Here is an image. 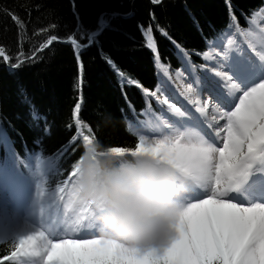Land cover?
<instances>
[{
  "label": "trees",
  "instance_id": "16d2710c",
  "mask_svg": "<svg viewBox=\"0 0 264 264\" xmlns=\"http://www.w3.org/2000/svg\"><path fill=\"white\" fill-rule=\"evenodd\" d=\"M262 10L264 0H0V166L27 174L41 156L53 164L48 191L114 206L115 180L141 172L117 153L138 147L142 115L156 110L143 90L159 86L157 64L199 67L234 21L247 30ZM16 251L1 243L0 264H18Z\"/></svg>",
  "mask_w": 264,
  "mask_h": 264
},
{
  "label": "bare ground",
  "instance_id": "6f19581e",
  "mask_svg": "<svg viewBox=\"0 0 264 264\" xmlns=\"http://www.w3.org/2000/svg\"><path fill=\"white\" fill-rule=\"evenodd\" d=\"M252 25L250 38L244 33L240 36L237 33L236 38L235 32H230L233 43L218 57L220 68L214 70L219 77H215L216 88L207 89L217 95L220 92L217 88L225 92L233 104L237 103L241 88L264 74V11L254 17ZM213 68L206 71L213 73ZM159 71L162 88L184 113L175 108L173 111L178 113L174 112L173 117L162 110L164 118L174 126L159 131L157 136L150 134L152 140H142L134 150L139 158L155 161L161 172L152 171L143 182L129 185L128 194L133 201L129 214L135 223L126 231L118 225V233L114 235L126 246L135 247L133 252L126 251L132 264H152L146 253L154 258L177 253L181 264H198V249L207 262L214 257L229 260L234 249H240L252 263L261 264L264 216L253 211L249 200L241 195L251 189L247 196L264 201V193L259 192L264 191V167L252 163L249 156H241L242 139L257 138L261 125L250 129L233 128L230 147L223 148V134L215 133L218 125L205 117L210 108L204 107L197 94L192 95V89L178 72L171 70L176 73L164 74L160 67ZM246 98L238 104V110L249 105ZM207 125H212L213 133L208 131ZM155 137L169 139L155 141ZM31 165L36 181L21 187L9 182L0 169V242L18 240L23 253L20 264H78L74 249L83 259L94 254V249L80 242L75 244V235L82 234L86 239L93 236L92 233L100 235L101 229L93 228L96 223L92 219L89 221L93 225L87 226L84 214L64 207L61 201L53 204L55 194L43 186L50 164L39 158ZM259 169L261 172L254 176ZM33 191L37 195L30 200L32 213L29 215L25 204ZM149 196L158 202L159 215L151 216L149 213L153 210L143 204V198ZM196 204L199 207L193 211ZM183 213L186 217L166 231L161 221L166 216L175 219ZM39 234L41 236L37 237Z\"/></svg>",
  "mask_w": 264,
  "mask_h": 264
},
{
  "label": "rangeland",
  "instance_id": "374dc122",
  "mask_svg": "<svg viewBox=\"0 0 264 264\" xmlns=\"http://www.w3.org/2000/svg\"><path fill=\"white\" fill-rule=\"evenodd\" d=\"M254 20V19H253ZM250 23V26L247 30H240L236 24L232 23L228 29L225 31V34L221 37L220 40L215 42L212 49L207 52L206 55L203 56L202 62H205V67H190L186 66L183 71H178V75H180L184 82L185 80L189 81L192 86H203L205 90L211 89L212 86L217 84L216 78L212 75V73H208L206 71L207 68L214 67L213 71L217 70L218 65V57L221 55L223 56L225 54L226 46L229 43H233V38H229L230 32H235L236 38L237 35L243 34L250 38V33L252 29L254 28L252 23ZM240 32V33H239ZM238 33V34H237ZM234 40V42H237L238 39ZM220 68V66H219ZM200 71V73H198ZM156 72H157V79H159V90L165 92L160 84V81L162 79L161 72L159 71V67L156 66ZM167 72L168 74H175L176 72L171 71L170 69H164L162 73ZM165 74V73H164ZM191 76V79H190ZM199 82V83H198ZM212 84V85H211ZM213 89V88H212ZM210 92H213L211 90H208ZM225 93V92H224ZM246 93L248 96L246 100L248 101V106L243 108V110H238L237 106L239 103L243 102V99L246 97L244 95ZM250 95V96H249ZM154 98V97H153ZM156 101V100H155ZM158 111L162 112V110H165L162 108L161 104L157 101L154 104ZM217 105L219 107H217ZM210 110L208 115L211 117L219 116V119L222 120L221 123L217 126V133L219 131V134H223V143L222 147H230L229 142L231 137L233 136V128L236 130L246 128H255L257 125H261V131L257 138L255 139H249L247 136L242 139L241 148L242 153L241 156H249L252 163H257L259 165H262L264 167V74H261L257 77L256 80H253L244 90L242 94L238 96L237 103L231 105V107L225 106L224 112L222 113L220 108V104L218 102H215L214 105L210 104ZM181 113H184V111L180 108L179 110ZM215 111H220L221 113H214ZM167 114H171L172 116L175 115L170 110L166 109L164 111ZM180 115V114H179ZM141 128H140V135L141 140L149 139L152 140L151 136H157V133L159 131H164L166 129L172 128L174 125H170L167 123V119L164 117H160L159 120L156 118L153 112L148 111L143 115V120L140 122ZM150 134H152L150 136ZM161 134V133H160ZM162 136V135H160ZM160 141H167L169 139L168 137H161L153 138ZM38 159V158H37ZM35 160H30L28 167L26 168L27 174H24L18 170H15L13 173L12 167H6L7 170L2 169V174L4 177H8L7 179L11 181H15L18 183L19 186L24 184H31V181L35 183V178L32 175V162H35ZM47 161V160H43ZM140 168L142 169L141 172L138 174L132 173L131 171H124V174L122 177L115 180L114 186L115 191H113L114 195V203L115 207L111 206H100L98 202H92L88 201L86 196L81 192H77L76 196H67L65 195L64 191L61 189H57L54 191H48L55 194L53 199V204L57 203L58 201H61L62 205L64 207H69L71 209L78 210L79 213L84 214L85 220L87 221V226L93 225L89 220L92 219L95 221V225L93 226L94 229L99 228L101 229L100 235L97 236V234L92 233L93 236L90 238L84 239L85 236H82V234H76L74 238L75 244L77 242H80L81 244L90 246L94 249V254L87 257L89 258H98L101 261L105 260H111V259H117L122 261L124 264H132L126 257V251L133 252L135 247L134 246H126L122 243V241L117 238V235H114L113 232H117L118 227H114L115 229H112V225L114 226L117 224H121L122 228H124L126 231L131 224H134L135 221L132 217H130V210L133 208V201L132 198L129 197L128 189L129 185L131 186L133 183H140L143 182L145 177L150 175V173L153 171L155 173H160L161 170L157 166L156 163L148 160L141 159L140 160ZM262 170V169H261ZM261 170L259 169L257 172H255L254 176L257 175V173H260ZM264 189V187H263ZM251 190V189H250ZM245 191V193L241 194L243 198H246L249 200V207L253 211H258L257 213H260L264 216V201H260L259 198L253 197V196H247L246 193L250 192ZM47 191V190H46ZM254 192V191H253ZM264 193V191H259ZM257 193V192H255ZM37 195L36 191H33L30 195L29 202L27 203V211H30V214L32 213L30 209V200H32ZM240 195V196H241ZM258 195V194H257ZM143 204L146 205L151 211L149 214L151 216H156L160 214V206L158 205V202L149 196L143 198ZM98 204V205H97ZM196 207H199V205H193V211ZM170 214H173L172 212ZM186 214H179L176 215L175 219H172L171 216H166L161 223H163V226L165 227V230L168 231L169 229H172L173 226L176 224L177 221H180L181 218H185ZM118 233V232H117ZM41 234H39L37 237H40ZM6 241L16 242L17 243V251H16V257L19 260V264L23 260V253L21 251V246L15 238L8 239ZM3 241V242H6ZM0 242V243H3ZM108 244H113L108 245ZM53 247L55 243H52ZM120 247V248H119ZM75 254L78 256V264H83L85 259L81 258V256L78 254V251L74 249ZM197 257H198V264H211V262H207L205 260L204 253L198 249L196 251ZM146 257L152 262V264H181L179 257L177 253H174L171 256H167L164 258H157L148 255L146 253ZM215 258V257H214ZM213 258V259H214ZM86 259V261H87ZM247 261L249 264H254L249 260L240 249H234L231 259L224 261L227 264H242V261ZM51 264H60L59 262H52ZM85 264V263H84ZM260 264V263H259ZM261 264H264V254H262V260Z\"/></svg>",
  "mask_w": 264,
  "mask_h": 264
}]
</instances>
